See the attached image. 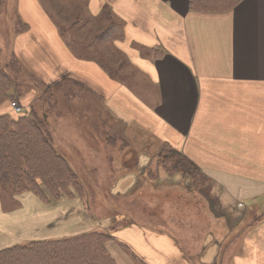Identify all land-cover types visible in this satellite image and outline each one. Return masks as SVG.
<instances>
[{
    "label": "crops",
    "instance_id": "obj_1",
    "mask_svg": "<svg viewBox=\"0 0 264 264\" xmlns=\"http://www.w3.org/2000/svg\"><path fill=\"white\" fill-rule=\"evenodd\" d=\"M15 1L28 27L12 38L19 77L33 89L25 92L33 94L29 104L45 110L43 95L56 97L66 113L58 118L73 128L56 142L81 144L82 157L100 155L108 139L86 129L104 116L124 126L133 145L181 152L210 184L200 190L208 208L191 216L171 215L168 204L158 219L127 209L174 179L161 168L155 185L148 147L136 146L134 166L122 172L118 164L109 186L116 223L128 220L113 231L102 230L78 198L46 203L24 192L9 209L0 186V252L103 231L118 264H264V0L225 11L194 10L191 0H90L88 13L109 6L124 23L116 49L131 67L128 80L102 58L76 54L39 0Z\"/></svg>",
    "mask_w": 264,
    "mask_h": 264
},
{
    "label": "rangeland",
    "instance_id": "obj_2",
    "mask_svg": "<svg viewBox=\"0 0 264 264\" xmlns=\"http://www.w3.org/2000/svg\"><path fill=\"white\" fill-rule=\"evenodd\" d=\"M39 1L46 12L50 14L52 20L57 24L63 38L71 44L70 47L73 51L75 50L79 54L86 51L82 56L87 58H102L109 67L116 69V75L118 77L128 80L127 74L131 73V67L123 57L124 55L116 49L117 41L111 43L95 41V38H97L109 26L108 20L103 19L101 21L98 18L100 15L94 16L91 13H88V8L86 10L85 5H67L61 0ZM17 18L16 1L0 0V68L14 77V81L19 84V91L21 94L18 96L16 94L13 100L0 106V116L9 114L13 116L14 119L23 116H31L32 109H34L33 105L31 106L29 104L33 99V94H30V92L25 93L29 90H33L32 86L25 82L26 80L19 77L20 75L23 76L22 71L19 70L18 72L15 64L11 65V61L16 55L14 51V38H12V36L14 37V34L19 30L16 26ZM114 19L119 22L117 17H114ZM10 20H12V22H10ZM91 42L93 43V46L87 51L86 47L89 44L91 45ZM123 62L125 65L122 67ZM12 92H14V90H12ZM43 98L46 101V104H50L52 107L49 108V105L45 111L41 109L40 106H35L34 110L36 116L45 119L46 128L51 134L55 149L69 162L82 186L80 192L77 193L73 191V198L82 200L86 210L89 213H92L90 215H92L99 224H105V227H102V230L113 231L114 228H116V225L125 224L126 221L128 222V220L121 219L120 222L116 223L118 212L109 190L111 181L118 173V164L121 166V171L125 172L127 167L134 166L136 159L134 154L139 152L135 151L134 148L136 146H141L144 149L148 147L149 154L153 158L152 166L150 167L151 175L149 174V176L150 179L154 181L153 183L158 185V170L163 168L167 171V168L170 165V160L165 159L168 158V156L163 152L165 145L157 142H152L153 145H150V143L133 145L131 142H128V132L124 126L118 124L112 125L111 122L107 120L108 118L101 116L99 118L101 121L95 119L96 126L92 128L88 127L86 130L90 129V133H97L101 135L103 139H108L109 142H106L103 145L104 148L103 150L101 149V154L98 155L99 158L98 156H95L94 153H89V155L86 154L82 157L81 154H78V148L81 144H60L58 141L56 142L57 135L61 136L66 132L65 135L71 136L74 133L73 128H71L70 125L65 126L67 122L69 123L65 117H61V121L58 118L59 114H66L63 110L60 111V107L64 105L61 101L59 102L56 97L53 96V98H51L49 94H44ZM14 103L16 104V107H14ZM3 106H5V108H2ZM17 108H20V111H18ZM6 109H8V111H5ZM51 117L54 119L57 118L56 121L59 122L58 126L53 127L50 125L49 122L52 121ZM66 117L69 118L68 116ZM80 129L83 130V128ZM128 131L131 133L130 130ZM76 133L79 134L77 131ZM132 135L135 136L134 133ZM112 136L116 138L115 143L111 142ZM91 146L96 147L97 145L94 144ZM130 146L132 147L131 150L128 148ZM67 152L71 153V155ZM200 175L205 185L204 187L210 184V179L205 176L203 172H200ZM168 176L174 179L167 181L168 184L166 187L159 188V186H155L154 189H156V191L154 190V192H151L147 196H145V194L143 202L134 204H138L137 207H127V209H133L132 211L136 212H140L141 209L144 213L153 214L158 219V217H161V211H163V208L165 207L164 205L166 204L169 205L170 214L174 216L179 214L191 216V214L198 211V206H200L198 208L201 209L202 204L204 208H208L206 207L207 204L203 202L205 201L204 198L200 194V190L204 187H200V185H197L191 177L182 175L181 173H172V175L170 174ZM63 197L68 196L64 195L62 198ZM148 197L150 199H147ZM2 198L6 203V207L11 209L15 204H18L17 200L19 199V195L10 196L3 192ZM146 202L148 204H145ZM156 224L158 223L156 222ZM3 234L13 233L10 231L3 232Z\"/></svg>",
    "mask_w": 264,
    "mask_h": 264
},
{
    "label": "trees",
    "instance_id": "obj_3",
    "mask_svg": "<svg viewBox=\"0 0 264 264\" xmlns=\"http://www.w3.org/2000/svg\"><path fill=\"white\" fill-rule=\"evenodd\" d=\"M61 1L67 5H85L87 10L90 0ZM240 1L191 0V7L200 11H225ZM114 17L116 15L111 8L105 6L98 18L108 20L109 26L95 38L96 42L111 43L123 38L124 23L120 19L115 21ZM17 19V33L25 31L27 25ZM91 46L92 42L86 50H90ZM140 49L148 51L144 47ZM85 52L76 54L83 57ZM148 55H151L150 52ZM14 64L19 72L21 66L16 58L11 61V65ZM19 90L14 77L0 68V106L13 100L16 94L21 95ZM164 145L163 152L168 156L165 159L170 160L168 175L181 173L204 187L200 175L202 171L181 152ZM0 186L10 196L32 192L46 203L58 201L64 195L73 197V191L78 193L82 190L69 162L55 149L45 119L38 118L34 109L28 117L14 119L9 114L0 116ZM110 239L109 233L91 232L63 240L15 246L0 252V264H118L106 249ZM136 261L142 263L137 258Z\"/></svg>",
    "mask_w": 264,
    "mask_h": 264
},
{
    "label": "built area",
    "instance_id": "obj_4",
    "mask_svg": "<svg viewBox=\"0 0 264 264\" xmlns=\"http://www.w3.org/2000/svg\"><path fill=\"white\" fill-rule=\"evenodd\" d=\"M13 105H14V107H16V104L15 103ZM17 110L20 111V108H17Z\"/></svg>",
    "mask_w": 264,
    "mask_h": 264
}]
</instances>
